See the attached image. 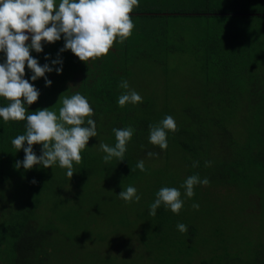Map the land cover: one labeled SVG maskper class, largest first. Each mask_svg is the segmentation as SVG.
<instances>
[{
  "label": "trees",
  "instance_id": "16d2710c",
  "mask_svg": "<svg viewBox=\"0 0 264 264\" xmlns=\"http://www.w3.org/2000/svg\"><path fill=\"white\" fill-rule=\"evenodd\" d=\"M163 2L167 5L173 3L172 0ZM191 2L202 4L204 8L194 11L181 8L162 13L155 10L132 11L130 17L134 28L123 44L114 42L122 48L118 53L108 51L106 61L99 64L101 58H98L92 69H88L86 63L72 52L65 61L60 56L72 72L47 73L51 86H45L44 78L31 81L32 73L26 64L25 78L40 91L38 100L28 106V111L45 107L52 111L59 109L61 106L53 105L49 92L56 88L54 82L61 79L57 87L64 89V93L80 92L87 97L98 125L110 120L114 122L113 128L131 125L135 129L127 144L124 160L118 165L117 172L127 171L119 192L131 185L141 197L139 203L145 206L141 215L146 216L147 223L137 247L140 245L142 251L149 253L147 256L151 263L264 264V237L257 241L252 236L245 237L241 245L237 234L226 235L223 226H216L213 229L216 238L213 240L208 236L201 242L194 211L203 207L215 217L227 218L230 211L221 196L239 198L241 194L238 191H249V188L264 208V197H258L259 191L264 196V190L258 186L264 182V0ZM55 43L44 44L43 52L33 50L31 55L41 65L49 63L51 58L57 57L51 51ZM178 54L187 58L191 66L177 73L183 74L184 80L193 81L194 89L177 97L168 93L163 109L152 106L154 95L149 97L147 104H127L123 108L118 105L122 80H127L131 86L134 81L148 78L146 71H140L141 60L165 69L171 67L169 59ZM4 59V53L0 52V63ZM122 64H126L123 69L120 68ZM79 71L85 74L80 86H65L64 76L79 74ZM169 76L167 72L165 80ZM5 103V99L0 97V106ZM149 108L151 112L147 115ZM166 115L175 119L178 131L167 134L169 152L166 154L167 164L163 167L156 161L162 158V152L158 146L150 144L146 136H149V125ZM113 128L107 137L112 146L116 142ZM24 132L25 121L5 123L0 118V195L3 196L0 198V264H59L58 252L65 258L73 256L68 251L80 250L79 239L73 232L88 222L78 213L51 215L47 225L38 222L44 194L52 187L54 174L51 167L35 166L27 171L23 167H14L17 160H23L24 152L22 149L16 151L11 140ZM33 148L39 155L41 146L36 144ZM173 150L178 152L176 158L181 162L178 166L170 164L176 153ZM149 151L158 153V156L149 158ZM81 154L82 162L79 165L73 162L75 176H78L77 183H74L78 187L76 193L86 187L94 163L103 160L83 150ZM141 159L145 162V172L136 168ZM196 161L198 166L193 167ZM205 161H210L211 166L206 167ZM153 162L157 163L156 166ZM193 174H199L201 179L207 177L210 183L207 186L196 185L195 194L189 199L183 196L184 190L180 186ZM33 179L37 183L33 184ZM14 185L25 188L22 197L26 196L27 200L23 204L18 196L15 198L18 191ZM164 186L180 189L184 206L177 215L162 205L156 216H150L149 206L155 200V193ZM255 198L248 199L255 203ZM118 200L126 206L133 203L115 199L111 204L112 212L107 210L108 217L123 216V212L129 209H123V204L116 202ZM194 203L199 205L198 210L192 207ZM59 207L55 204L53 210ZM179 223L187 226V233L178 230ZM129 225V222H124V226ZM114 232L121 237L120 231ZM104 238L100 235L102 242ZM62 240L63 243H57ZM104 260L108 261L107 258Z\"/></svg>",
  "mask_w": 264,
  "mask_h": 264
},
{
  "label": "clouds",
  "instance_id": "9594fccd",
  "mask_svg": "<svg viewBox=\"0 0 264 264\" xmlns=\"http://www.w3.org/2000/svg\"><path fill=\"white\" fill-rule=\"evenodd\" d=\"M139 6V0H0V52L4 53V62L0 63V97L6 103L0 106V118L5 123L9 121H25L24 134L11 140L16 151L23 150V160H17L16 169L23 167L30 170L35 166L43 168L59 165L66 169L69 180L76 173L73 162H82L81 150L88 145L90 138L97 137L94 109L84 95L76 92L70 96H59L61 104L58 115L45 107L29 112L28 106L36 102L40 96L35 84L25 78V66L32 73L30 80L45 79V86H51L52 81L47 73L55 71L62 73L63 60L60 53L70 50L80 61L87 62L108 54L114 42L123 44L129 38L134 28L130 17L134 7ZM63 37V47L59 49L57 58L51 63L41 65L31 51L43 52V45L55 43ZM119 38V39H117ZM30 41V42H29ZM48 60L49 56L46 55ZM59 65V67H54ZM125 91L118 97V105L139 104L142 96L130 88L127 80L119 85ZM175 133L178 127L171 115H166L155 124L149 125V143L167 150V134ZM116 142L114 146L99 142L102 159L105 164L113 159L123 161L127 144L132 139L135 129L129 125L124 128H113ZM39 144L40 154L37 155L33 146ZM149 158L158 153L149 151ZM193 162V167L198 166ZM205 166H211L205 161ZM141 172L147 171L143 159L136 164ZM132 171V169H131ZM37 183L35 179L31 181ZM207 177L201 179L199 174L188 176L181 184L183 196L192 198L196 185L207 186ZM118 197L126 203L139 202L141 197L134 186L122 188ZM163 207L179 214L184 206L180 189L176 187H161L155 193V200L149 206V215L156 216L157 209ZM199 209L198 204H193ZM181 233H187V226L177 224Z\"/></svg>",
  "mask_w": 264,
  "mask_h": 264
},
{
  "label": "rangeland",
  "instance_id": "374dc122",
  "mask_svg": "<svg viewBox=\"0 0 264 264\" xmlns=\"http://www.w3.org/2000/svg\"><path fill=\"white\" fill-rule=\"evenodd\" d=\"M163 1L139 0V6L134 7L132 11L144 12L148 10H155L162 13L181 10V8L188 11L204 8L201 6L202 4H194L191 2V0H172L173 3L170 5H167ZM57 3H59V0H57ZM158 21H161V19ZM62 40L57 41V43H55V47L51 51L57 54L59 52L58 47H63L64 40ZM118 46L114 43L109 51L118 53L122 49L120 45ZM46 48L50 49L49 47ZM70 53L71 51L67 50L60 53V56H62L63 60L65 61L68 59V54ZM107 56L108 55H104L95 59H90L86 66L88 69H92L98 58H101L99 61L100 64L101 62L106 61ZM56 58L57 57L51 58L49 63H51L52 59ZM169 63L171 65L170 68L166 67L165 69H158L150 65V63H146V61L141 60L140 71H146L145 75H147L148 78L144 79L143 77L144 80H137L134 82L131 80L135 85L132 84L130 88L135 89L142 96L144 103L150 99L149 97L151 95H154L155 101L152 106L163 109L164 102H166V99L169 96H167L168 93H173V95L177 97L183 95V92H189L195 88V83L193 81L187 79L184 80V75L177 73L178 71H183L184 69L187 70L186 67L191 66V63L187 58L178 54L171 57L169 59ZM54 67H59V65ZM118 67L119 63L117 65V68ZM125 67L126 64L120 65V68L122 69ZM63 70L64 71L62 72L64 73L72 72L69 65H64V63ZM147 71L149 72V75ZM73 72L77 71L73 70ZM79 72V74L72 73L70 75L64 76V85L74 88L77 85L80 86V84L83 82L82 76L85 74H83L81 71ZM167 72L170 74V76L165 80V75ZM54 83L58 90H56L55 87L51 88L49 95H51L53 105L61 106V104L57 102L59 96L62 93L63 95L67 96H70V94L64 93V89L60 90L57 87L61 83V79H57V81ZM144 85H146V87ZM124 91L125 90L122 89V92ZM91 105L95 104L92 103ZM58 110V108H55L54 110L57 115ZM150 112L151 109L149 108L147 115H149ZM113 124L114 122H111L110 120H105L100 123V125H98L96 122L98 135L97 137L90 138L88 145L85 147V149H83V151L103 157L105 154L99 150V142L103 141L109 145L112 144L107 140V137H109L108 133L109 130L113 128ZM160 151L162 152V158L160 160L158 158L156 161L159 166L164 167L167 164L168 159H166V154L169 152V150L160 149ZM172 152L176 151L173 150ZM177 155L178 152L173 154L175 157H172L170 160L171 166H178L181 164L180 160L176 158ZM121 163L122 161L119 162L116 159H113L108 164H105L103 160H98L95 162L86 187L78 191V193H76L78 187H75L74 185V183H77L76 178L78 176H75L77 173H74L71 180H69L66 176V169L60 168L58 164L53 166L51 173L54 174V182L52 187L45 191L44 203L39 211L40 213L38 214V222L41 225H47L51 215H61L65 213L72 215L78 213L81 218L88 222L83 224L81 228L75 229L73 232L74 235L79 239V243L81 245L80 250L68 251V253H73V256L65 258L61 257L63 256L61 252H58L57 262L59 264H113L115 261L116 262L114 264H154L151 263L149 257L147 256L149 253L147 251H142L140 249V245L137 247L139 243L138 241L142 236L141 231L147 223L146 216L141 215V212H143V208H145V206L139 202H133L132 204L126 206L123 202L118 200L116 202L122 203L123 206L121 207L123 209H129L123 212V216L111 215V218L107 216V210H110V212L113 210L111 207L112 202L119 198L118 193L126 177L125 174L127 171L117 172V169H119L118 165L120 166ZM156 164L154 163L155 166ZM185 171L186 170L183 172ZM258 186L264 190L263 181H261ZM13 188L18 191V195H15V198L18 196L19 201L23 204V202L27 200L26 196L24 198L22 197V191L23 189L25 190V188L19 185H14ZM249 189V191L240 189L241 191H238V193L241 194L240 196L238 195L239 198H231L225 195L221 196L222 200L224 199V202L226 203L224 204L228 206L230 211L227 218H223L220 215L215 217L212 212L203 209V207L198 211L194 210L199 222V239L201 242L208 236L213 240L216 238L213 232V229L216 226H223L225 230L224 234L226 235H232V233L237 234L239 243L241 245L244 244L245 241L243 240L245 237L250 238L252 236L254 241L264 237V208L261 206L262 203H260V200L255 198L253 190L251 188ZM261 195L262 194L259 191L258 197L263 199L264 196ZM0 198H3V196L0 195ZM63 198L65 200H63ZM248 198H255V203L250 201ZM66 200L68 201L65 202ZM55 204H59L60 207L53 210ZM124 222H129L130 225L126 227L124 226ZM114 231H120L122 238L116 235V232ZM100 235L105 236L103 239L104 242L101 241ZM63 242L64 240L60 242L57 241V243ZM105 258L108 259L107 262L104 260ZM109 259H113V261H110ZM199 260V256H197L196 261L198 262Z\"/></svg>",
  "mask_w": 264,
  "mask_h": 264
}]
</instances>
